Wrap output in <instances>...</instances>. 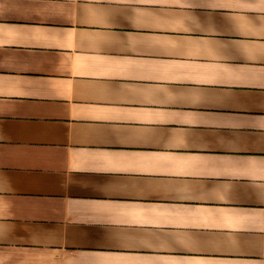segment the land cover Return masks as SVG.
Returning <instances> with one entry per match:
<instances>
[{
	"label": "crops",
	"instance_id": "crops-1",
	"mask_svg": "<svg viewBox=\"0 0 264 264\" xmlns=\"http://www.w3.org/2000/svg\"><path fill=\"white\" fill-rule=\"evenodd\" d=\"M0 264H264V0H0Z\"/></svg>",
	"mask_w": 264,
	"mask_h": 264
}]
</instances>
